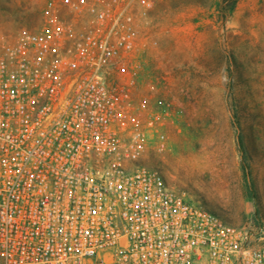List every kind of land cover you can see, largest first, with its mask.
<instances>
[{"label": "built area", "instance_id": "built-area-1", "mask_svg": "<svg viewBox=\"0 0 264 264\" xmlns=\"http://www.w3.org/2000/svg\"><path fill=\"white\" fill-rule=\"evenodd\" d=\"M153 0H50L0 43V264H264V226L228 225L143 164L166 147L131 109Z\"/></svg>", "mask_w": 264, "mask_h": 264}, {"label": "rangeland", "instance_id": "rangeland-1", "mask_svg": "<svg viewBox=\"0 0 264 264\" xmlns=\"http://www.w3.org/2000/svg\"><path fill=\"white\" fill-rule=\"evenodd\" d=\"M50 0H0V43ZM130 61L131 109L166 139L143 164L228 225L264 226V0H153Z\"/></svg>", "mask_w": 264, "mask_h": 264}]
</instances>
